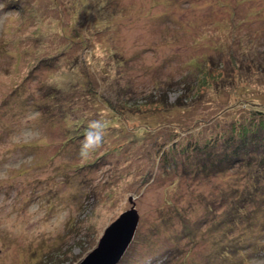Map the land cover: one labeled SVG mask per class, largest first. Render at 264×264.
Instances as JSON below:
<instances>
[{
  "label": "rangeland",
  "instance_id": "1",
  "mask_svg": "<svg viewBox=\"0 0 264 264\" xmlns=\"http://www.w3.org/2000/svg\"><path fill=\"white\" fill-rule=\"evenodd\" d=\"M10 1L0 264H79L132 204L139 221L118 264H264V172L208 180L190 160L191 144L264 113V0ZM92 121L103 142L85 158L63 142L77 123L82 145Z\"/></svg>",
  "mask_w": 264,
  "mask_h": 264
},
{
  "label": "trees",
  "instance_id": "2",
  "mask_svg": "<svg viewBox=\"0 0 264 264\" xmlns=\"http://www.w3.org/2000/svg\"><path fill=\"white\" fill-rule=\"evenodd\" d=\"M18 2L19 0H11L10 6H17L16 4ZM55 95L56 96H53L54 100L58 101L59 96L56 92ZM36 108V113L39 116L48 113L49 110L48 107H44L43 103L37 105ZM110 108L112 109V107ZM257 118L256 125L242 124L239 129H236V127H231L228 133H224L222 136H216L215 138L201 145L191 144L192 148L190 149V160H193L194 165L198 167V170L202 176L199 175L198 172L192 171V173H194L196 176L199 175L203 179L209 180L213 177L223 176L228 170L235 167H243L252 173L249 175V180H255V182H257L259 174L264 172V113H261V115L257 116ZM69 124L66 129L68 137L63 143L65 146L73 144L74 147H76L81 152L82 145L75 143L74 138H71L69 134L71 131H73L75 134L78 129V125L77 123H71V128L68 129ZM78 138L79 137L75 139ZM164 154L165 152H163V155ZM163 155V162L166 164L165 158H167V155H164V157ZM259 187L260 184L255 187L253 186V189H257ZM247 188L249 187L246 186L244 189L246 190ZM248 199H251V201L254 202L256 201L254 197H248ZM258 246H262L263 249L261 250H264V244L262 242L258 243ZM244 247V243L238 244L236 247L231 249L229 253L230 257L237 253L242 254ZM251 248H253L254 251H258L257 247L256 249L254 247Z\"/></svg>",
  "mask_w": 264,
  "mask_h": 264
},
{
  "label": "water",
  "instance_id": "3",
  "mask_svg": "<svg viewBox=\"0 0 264 264\" xmlns=\"http://www.w3.org/2000/svg\"><path fill=\"white\" fill-rule=\"evenodd\" d=\"M133 205L104 230L96 248L79 264H117L119 262L134 237L139 221Z\"/></svg>",
  "mask_w": 264,
  "mask_h": 264
},
{
  "label": "clouds",
  "instance_id": "4",
  "mask_svg": "<svg viewBox=\"0 0 264 264\" xmlns=\"http://www.w3.org/2000/svg\"><path fill=\"white\" fill-rule=\"evenodd\" d=\"M7 7L3 6V10ZM104 136V127L98 121H92L89 124V129L85 141L82 143L81 155L87 158L93 151L102 146Z\"/></svg>",
  "mask_w": 264,
  "mask_h": 264
},
{
  "label": "bare ground",
  "instance_id": "5",
  "mask_svg": "<svg viewBox=\"0 0 264 264\" xmlns=\"http://www.w3.org/2000/svg\"><path fill=\"white\" fill-rule=\"evenodd\" d=\"M133 238H134V237H133ZM132 241H133V239H132ZM132 241L130 242V244L132 243ZM130 244L128 245L127 249L130 247ZM122 257H123V256H122ZM121 259H122V258H121ZM121 259H120V260H121ZM120 260H119V261H120ZM117 264H118V263H117Z\"/></svg>",
  "mask_w": 264,
  "mask_h": 264
}]
</instances>
